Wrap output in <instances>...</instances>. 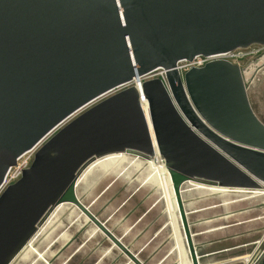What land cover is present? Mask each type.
Wrapping results in <instances>:
<instances>
[{"label": "water", "instance_id": "95a60500", "mask_svg": "<svg viewBox=\"0 0 264 264\" xmlns=\"http://www.w3.org/2000/svg\"><path fill=\"white\" fill-rule=\"evenodd\" d=\"M252 45L264 46V0H0V188L16 160L64 124L0 194V264L60 203L76 205L130 263L142 264L75 197L94 158L157 151L178 195L186 181L262 188L264 124L245 71L226 60L182 77L177 70ZM159 69L168 88L158 78L139 82ZM179 210L199 264L181 200Z\"/></svg>", "mask_w": 264, "mask_h": 264}, {"label": "rangeland", "instance_id": "374dc122", "mask_svg": "<svg viewBox=\"0 0 264 264\" xmlns=\"http://www.w3.org/2000/svg\"><path fill=\"white\" fill-rule=\"evenodd\" d=\"M241 52L245 56L233 63L245 71L250 106L264 124V46ZM138 176L132 172L123 179L105 164L75 196L142 264H192L174 193L160 183L136 181ZM198 193L183 186L180 194L198 263L257 264L264 254V195ZM49 215L9 264H132L73 204L67 203L45 223ZM220 250L230 251L205 256Z\"/></svg>", "mask_w": 264, "mask_h": 264}, {"label": "bare ground", "instance_id": "6f19581e", "mask_svg": "<svg viewBox=\"0 0 264 264\" xmlns=\"http://www.w3.org/2000/svg\"><path fill=\"white\" fill-rule=\"evenodd\" d=\"M142 106H143V109L146 111V106H147L146 102H142ZM140 156H142V157L135 156V158L134 157L131 158V157H129V153H127V152H120V153L118 152V153H112V154H108V155H105V156H102V157H98V158L92 159L83 168V170H81V172L79 173V175H78V177L76 179L75 185H74V194L79 190L80 186L99 167H101L102 165H105V164H111V166L115 169V171L118 174V176L122 177L123 179H129L130 174L132 172H138L139 176L136 179V181H139V182L145 183V184H149V185L150 184L151 185L152 184L155 185V184L160 183L161 184L160 186L163 187L164 190H167V192L169 194H173L174 193L178 208L180 207V199H179V197H180V194H182V187L183 186L190 187L193 190H197V192L200 191V193L201 192H207V193L219 194L221 196L225 195V194H228V193H244V194H250L252 196L253 195L254 196H258V195H262L263 196L264 195V189H261V188L252 189V190L233 189V188H225V187H219V186H214V185H208V184H204V183L196 182V181H186L185 183H183L182 186L180 187V192H179V195H178L174 191V188H173V185H172V182H171V179H170V175H169L168 171L166 170V168L164 166V162L162 161V159L158 155L157 151H155V155L152 156V157L143 158L144 157L143 155H140ZM127 167L129 168L128 170H126ZM146 172H148L149 176L147 175L148 177H146V179L144 180V179H142V177H143V174L146 173ZM263 188H264V186H263ZM200 193H198V194H200ZM202 194L199 195V196H202ZM206 195H208V194H206ZM66 204L67 203H60L57 206L53 207L49 211L50 215H49V218L46 220L45 223L52 222L51 217L57 211H59L61 208H63ZM70 204H72V203H70ZM74 206H76V205H74ZM76 208L78 210H80L77 206H76ZM80 212H82V211H80Z\"/></svg>", "mask_w": 264, "mask_h": 264}, {"label": "built area", "instance_id": "2783aa9c", "mask_svg": "<svg viewBox=\"0 0 264 264\" xmlns=\"http://www.w3.org/2000/svg\"><path fill=\"white\" fill-rule=\"evenodd\" d=\"M243 49H238L226 54H221V55H216V56H210V57H203V56H197L195 57L191 62L187 61H182L179 62L177 65V70L180 73L181 77L185 72L190 70L191 68H202L205 64L208 62L214 61V60H226L231 63H233V59H239L244 57L245 55L241 52ZM156 73V74H155ZM158 78L162 81V83L165 85L166 88L167 86V81L165 77V72L162 69L156 70L152 73H150L148 76L145 78H142L139 80V82H143L147 79H154ZM127 86H123L117 90H114L110 94L106 95L105 97L101 98L100 100H103L104 98L126 88ZM99 100V101H100ZM98 102V101H97ZM79 114V113H78ZM77 116V115H75ZM74 116V117H75ZM74 117L69 119L67 122L72 120ZM185 120V119H184ZM66 122V123H67ZM187 123V121H185ZM65 123V124H66ZM189 125V123H187ZM64 125V124H63ZM62 125V126H63ZM61 126V127H62ZM190 126V125H189ZM59 127V128H61ZM58 128V129H59ZM56 129L52 134H50L45 140H43L39 145H37L35 148L31 149L30 151L25 152L22 154L17 160H16V166L11 167L8 172L6 173L2 186L0 188V194L10 185L14 184L16 181H18L22 175V172L26 169H28L33 161L34 155L37 152V150L58 130ZM199 137H201L203 140H205L207 143H209L202 135H200L195 129L191 128ZM212 145L211 143H209ZM213 146V145H212Z\"/></svg>", "mask_w": 264, "mask_h": 264}, {"label": "crops", "instance_id": "0c3cea01", "mask_svg": "<svg viewBox=\"0 0 264 264\" xmlns=\"http://www.w3.org/2000/svg\"><path fill=\"white\" fill-rule=\"evenodd\" d=\"M227 251H230V250H220V251H214V252H211V253H209L208 255H205V256H216V255H221L222 253H225V252H227Z\"/></svg>", "mask_w": 264, "mask_h": 264}, {"label": "trees", "instance_id": "16d2710c", "mask_svg": "<svg viewBox=\"0 0 264 264\" xmlns=\"http://www.w3.org/2000/svg\"><path fill=\"white\" fill-rule=\"evenodd\" d=\"M257 264H264V254L260 258L259 262Z\"/></svg>", "mask_w": 264, "mask_h": 264}]
</instances>
